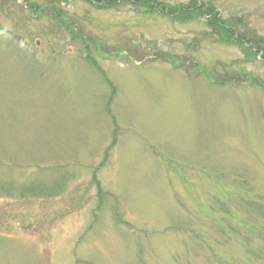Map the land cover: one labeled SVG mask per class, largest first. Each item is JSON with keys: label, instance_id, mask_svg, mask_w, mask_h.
<instances>
[{"label": "rangeland", "instance_id": "obj_1", "mask_svg": "<svg viewBox=\"0 0 264 264\" xmlns=\"http://www.w3.org/2000/svg\"><path fill=\"white\" fill-rule=\"evenodd\" d=\"M158 9L0 0V264H264V60Z\"/></svg>", "mask_w": 264, "mask_h": 264}, {"label": "trees", "instance_id": "obj_2", "mask_svg": "<svg viewBox=\"0 0 264 264\" xmlns=\"http://www.w3.org/2000/svg\"><path fill=\"white\" fill-rule=\"evenodd\" d=\"M52 1V0H51ZM92 5L99 6L100 8H113L122 4H130L135 8L144 9L145 13H153L159 7L161 14L180 22H186L191 20H196L197 18H202L205 20L206 26L220 38L222 43L233 45L236 44L240 47L248 56L260 55V60H264V37L250 31L249 24L246 21L244 15H230L225 16L222 10L219 9L216 1L214 0H189L188 2H178L171 3L167 1L160 0H85ZM95 65V64H94ZM259 86L264 87V80L258 79ZM107 157V153H106ZM94 182L98 185V190L100 189L99 182L94 177ZM10 186L11 182H8ZM31 184L39 183H29L27 182V188L15 181L14 185L6 190L1 195L7 196H17L20 198L25 197V195L31 192ZM4 190V189H3ZM39 191V190H38ZM41 192V191H40ZM34 193V192H33ZM39 194V192L34 193ZM100 197L102 196V191H99ZM98 194V196H99ZM101 204V203H100ZM255 207L259 211L264 209L262 203H255ZM263 215V214H262ZM263 246L258 250L260 258L264 259V238L262 239ZM209 250L214 253V250ZM263 250V251H262ZM214 263L215 259L212 257ZM249 260H244L242 262L231 258V260H225L222 256L221 259L217 258V264H249Z\"/></svg>", "mask_w": 264, "mask_h": 264}]
</instances>
